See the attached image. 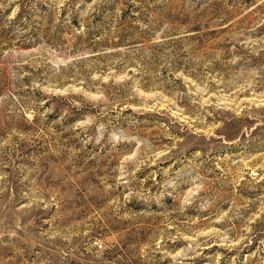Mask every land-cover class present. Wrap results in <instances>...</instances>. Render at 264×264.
Returning a JSON list of instances; mask_svg holds the SVG:
<instances>
[{"label": "rangeland", "instance_id": "rangeland-1", "mask_svg": "<svg viewBox=\"0 0 264 264\" xmlns=\"http://www.w3.org/2000/svg\"><path fill=\"white\" fill-rule=\"evenodd\" d=\"M0 264H264V0H0Z\"/></svg>", "mask_w": 264, "mask_h": 264}]
</instances>
